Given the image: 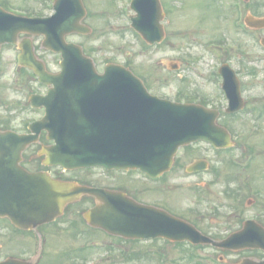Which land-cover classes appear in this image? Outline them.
<instances>
[{"label":"rangeland","instance_id":"obj_1","mask_svg":"<svg viewBox=\"0 0 264 264\" xmlns=\"http://www.w3.org/2000/svg\"><path fill=\"white\" fill-rule=\"evenodd\" d=\"M128 1L83 0L87 8L85 23L91 27V33L71 35L68 39L82 46L98 72L108 62L127 65L144 79L153 94L171 99L179 97L180 93L184 99L204 97L208 106L222 111L227 102L217 81L211 78L215 77L221 62L227 61L238 75L246 105L243 111L232 117L221 116L220 120L232 127V139L241 146L230 152L216 153L208 145L199 143L188 152L182 150L181 164L155 182L137 172L106 175L98 169L64 172L62 176L98 187L122 189L138 201L166 208L190 220L197 229L215 239H222L239 228L243 217L254 215L264 222V109L261 110L264 106V47L259 41L264 29L247 34L234 26L236 15L232 6L236 0H161L165 12V38L162 44L145 48L130 29ZM49 3L50 0H0V5L6 9L38 16L51 14ZM263 7L264 0L246 3L249 12L256 11L260 15H264ZM219 39L224 42L217 44ZM40 40L34 41L38 58L49 69H58L59 55L40 47ZM17 52L12 45H4L0 56V125L23 131L25 123L41 115V112L30 111L25 97L43 87L36 84L26 69L18 72ZM171 62L178 64L177 70L170 69ZM37 148L30 146L24 153L28 156L25 162L28 167L34 164L28 159L38 160ZM198 156L207 159L216 170L218 168V176L211 173L187 176L182 165ZM244 163L247 167L242 168ZM48 171L58 173L56 169ZM232 175L235 178L228 181ZM242 184L246 188L239 192L236 201H231L224 189ZM249 200L251 203L247 202ZM90 205V200L82 198L57 221H83L80 213ZM89 232L84 237L65 234L48 238L46 246L42 247L43 257L39 264H215L219 257H222L220 263L231 264L252 255L221 251L211 246L192 250L185 243L174 244L160 238L133 241ZM3 234L7 233L0 226V257L31 254L25 242L32 246L33 241L22 235L9 239L10 236ZM105 238L125 242L119 247ZM87 240H97L101 246L104 242L107 246L82 253L78 249ZM109 245L112 249H108ZM77 247L75 254L68 252L69 248ZM122 251L131 252V258L125 259Z\"/></svg>","mask_w":264,"mask_h":264},{"label":"water","instance_id":"obj_2","mask_svg":"<svg viewBox=\"0 0 264 264\" xmlns=\"http://www.w3.org/2000/svg\"><path fill=\"white\" fill-rule=\"evenodd\" d=\"M132 7L137 11L133 24L142 35L150 42L161 39L158 21L162 14L157 0H135ZM54 9V14L42 18L15 15L0 8V45L16 42L21 32L43 34V46L62 56L61 71L51 74L34 57L30 39L20 43L19 62L31 68L40 82L52 86L46 95L33 99V105L45 108L44 117L31 125L35 135L0 132V216L11 221H51L67 203L91 195L97 203L85 218L112 233L132 238L190 239L223 248L248 246L251 236L247 228L212 242L186 221L138 204L123 193L58 181L46 173H29L18 165L22 149L42 129L55 141L42 150L45 164L59 163L66 168L95 164L139 167L154 176L169 169L180 145L199 138L217 145L229 141L226 130L215 122L216 111L151 96L142 82L120 65L109 64L103 74H98L81 48L64 40L69 32L89 31L79 24L85 13L81 1L55 0ZM249 23L264 26V20ZM222 74L230 99L228 111H235L242 106L238 83L227 68ZM0 264L28 263L7 259Z\"/></svg>","mask_w":264,"mask_h":264},{"label":"flooded vegetation","instance_id":"obj_3","mask_svg":"<svg viewBox=\"0 0 264 264\" xmlns=\"http://www.w3.org/2000/svg\"><path fill=\"white\" fill-rule=\"evenodd\" d=\"M9 222V221H8ZM76 221H53L50 223H45L34 230H19L14 229L15 231L26 233L29 236H35L38 240L43 242L47 241L48 238H55L62 234H69L73 228H75Z\"/></svg>","mask_w":264,"mask_h":264}]
</instances>
